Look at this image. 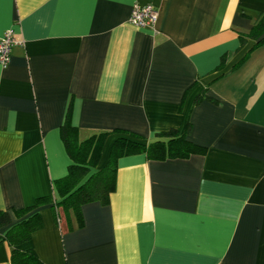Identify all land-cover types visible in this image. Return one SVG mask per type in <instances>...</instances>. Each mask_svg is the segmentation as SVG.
<instances>
[{"label": "crops", "instance_id": "crops-1", "mask_svg": "<svg viewBox=\"0 0 264 264\" xmlns=\"http://www.w3.org/2000/svg\"><path fill=\"white\" fill-rule=\"evenodd\" d=\"M135 5L159 10L155 29L129 23ZM263 13L264 0H0V39L24 42L0 63V211L14 223L41 197L62 200L70 106L82 140L112 133L93 172L129 138L116 131L149 143L191 120L208 149L121 158L108 205H84L82 223L42 206L44 227L20 248L44 264H264V45L234 68L248 50L239 35ZM206 88L216 102L196 106Z\"/></svg>", "mask_w": 264, "mask_h": 264}, {"label": "trees", "instance_id": "trees-1", "mask_svg": "<svg viewBox=\"0 0 264 264\" xmlns=\"http://www.w3.org/2000/svg\"><path fill=\"white\" fill-rule=\"evenodd\" d=\"M241 49L247 48L243 59L234 68L245 63L252 52L264 45V13L256 20L252 30L239 35ZM250 46V47H249ZM249 47V48H248ZM226 63V56L222 58L217 71H222ZM206 88L196 99L195 105L208 100L216 102L210 97ZM193 129L188 120L183 130L172 129L158 133L155 140L144 142V137L136 133L116 131L129 136L118 138L113 144L107 164L98 168L105 142L109 132L95 133L82 140L80 130L71 120V106L65 123L61 127V138L72 161L66 177L55 181V187L61 197L60 202L51 197H41L36 203L14 211L19 221L14 223L13 216L7 211H0V229L8 228L4 241L11 248V264H44L33 249L23 250L20 247L32 240L33 234L44 227L40 208L52 205L63 208L67 215L74 214L79 222L82 220V208L92 202L108 205L111 195L117 188L118 163L121 158L145 155L148 160L167 161L176 159H190L193 156H205L208 149L198 145L190 139Z\"/></svg>", "mask_w": 264, "mask_h": 264}, {"label": "built area", "instance_id": "built-area-1", "mask_svg": "<svg viewBox=\"0 0 264 264\" xmlns=\"http://www.w3.org/2000/svg\"><path fill=\"white\" fill-rule=\"evenodd\" d=\"M159 16V10L153 5H135L132 9L129 23L136 28L155 29L159 21ZM23 44V41L16 38L13 30H9L5 33L0 39V63L3 68L10 65L14 48Z\"/></svg>", "mask_w": 264, "mask_h": 264}]
</instances>
